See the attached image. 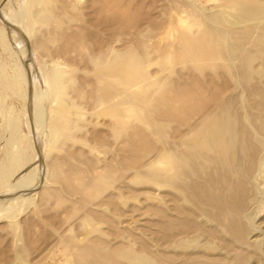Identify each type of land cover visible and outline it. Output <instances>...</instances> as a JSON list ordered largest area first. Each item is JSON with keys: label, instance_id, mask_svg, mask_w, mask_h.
Wrapping results in <instances>:
<instances>
[{"label": "rangeland", "instance_id": "obj_1", "mask_svg": "<svg viewBox=\"0 0 264 264\" xmlns=\"http://www.w3.org/2000/svg\"><path fill=\"white\" fill-rule=\"evenodd\" d=\"M103 1L0 0V264H73L75 247L92 240L106 251L130 246L143 257L133 264H163L165 254L179 262L174 252L165 251L162 233L153 224L158 215L151 207L161 208L164 187L135 176L131 163L136 157L123 146L124 132L112 131L107 118L96 115L89 59L99 47L120 49L143 39L154 61V45L166 41L161 37L171 20H189L192 11L201 22L219 13L222 1L118 0L133 14L126 23L109 21L110 11H101ZM39 9L49 12L44 23L36 18ZM172 65L168 72L153 62L147 69L153 75L163 70L170 79L175 70L186 71ZM61 87L63 101L74 111L69 135L51 123ZM262 135L260 168L252 175L253 196L245 213V242L196 210L194 221L206 222L213 236L198 234L176 252L197 254L203 264H264ZM153 158H142L139 169L147 171ZM54 161L60 165L59 177L53 173ZM99 175L104 185L96 182Z\"/></svg>", "mask_w": 264, "mask_h": 264}, {"label": "bare ground", "instance_id": "obj_2", "mask_svg": "<svg viewBox=\"0 0 264 264\" xmlns=\"http://www.w3.org/2000/svg\"><path fill=\"white\" fill-rule=\"evenodd\" d=\"M221 1L219 13L204 16L201 22L192 11L189 20L170 19V28L161 37L166 41L154 45V61L143 39L120 49L95 48L89 59L96 115L106 117L112 131L124 132L123 146L136 157H131L135 176L164 187L161 208L151 207L158 215L153 224L162 233L165 251L174 252L179 262L169 261L165 254L163 264H203L197 254L176 252L198 234L213 236L206 222L194 221L196 210L240 242L246 239L245 213L253 196L250 183L260 168L259 143L264 134V0ZM103 2L101 11H110L109 21L126 23L133 17L118 0ZM34 12L39 22L49 18L46 9ZM152 62L167 72L172 64L186 71L175 70L171 79L162 75L163 70L153 75L147 69ZM59 92L62 98L51 123L58 133L69 135L74 111L63 101L62 87ZM171 123L175 128L169 134ZM149 155L154 158L143 172L140 161ZM59 168L54 161L55 177L61 176ZM100 243L92 240L76 246L73 264H133L143 258L130 246L106 251Z\"/></svg>", "mask_w": 264, "mask_h": 264}]
</instances>
